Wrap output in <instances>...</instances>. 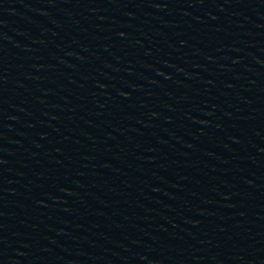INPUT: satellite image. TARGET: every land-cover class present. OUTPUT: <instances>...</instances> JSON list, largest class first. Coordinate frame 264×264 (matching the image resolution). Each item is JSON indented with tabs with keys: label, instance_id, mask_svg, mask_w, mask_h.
Segmentation results:
<instances>
[{
	"label": "water",
	"instance_id": "obj_1",
	"mask_svg": "<svg viewBox=\"0 0 264 264\" xmlns=\"http://www.w3.org/2000/svg\"><path fill=\"white\" fill-rule=\"evenodd\" d=\"M0 264H264V0H0Z\"/></svg>",
	"mask_w": 264,
	"mask_h": 264
}]
</instances>
